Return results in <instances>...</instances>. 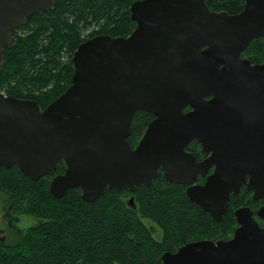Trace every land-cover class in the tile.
<instances>
[{
  "label": "water",
  "instance_id": "obj_1",
  "mask_svg": "<svg viewBox=\"0 0 264 264\" xmlns=\"http://www.w3.org/2000/svg\"><path fill=\"white\" fill-rule=\"evenodd\" d=\"M244 1L240 13L229 15L211 12L205 0H136L134 32L80 44L71 85L45 109L0 91V166L38 181L64 161L50 193L62 199L80 188L86 202L108 189L149 187L162 173L188 186V200L215 222L243 187L254 202L264 200V63L241 59L252 40L264 37V0ZM54 5L0 0V75L5 48L17 44L13 32ZM188 105L194 110L185 114ZM137 112L154 120L134 147ZM193 140L209 155L204 161L186 151ZM212 167L205 183L196 184ZM233 214L231 239L187 243L165 252L162 263L264 264V206Z\"/></svg>",
  "mask_w": 264,
  "mask_h": 264
},
{
  "label": "trees",
  "instance_id": "obj_2",
  "mask_svg": "<svg viewBox=\"0 0 264 264\" xmlns=\"http://www.w3.org/2000/svg\"><path fill=\"white\" fill-rule=\"evenodd\" d=\"M134 1L57 0L54 11L37 13L24 28L25 36L5 50L0 90L47 107L71 84L72 58L84 41L83 30L102 25L104 33L116 36L130 24L134 27L130 15ZM205 3L211 11L229 15L244 7L243 0ZM245 56L263 64L264 38L252 41ZM151 118L147 112L134 115L132 145L142 137ZM66 168L60 162L56 173ZM54 174L33 181L16 167L0 166V188L9 201L11 219L20 222L21 216H30L34 220L15 232L10 243H0V264H163L165 252H176L187 243L231 239L237 228L234 211L255 204L252 192L243 187L231 197L223 220L215 222L188 200L186 186L169 183L163 175L134 192L108 189L94 202L84 201L80 188L56 199L49 190ZM131 195L136 208L128 204ZM155 228L160 230L161 241L155 238Z\"/></svg>",
  "mask_w": 264,
  "mask_h": 264
},
{
  "label": "flooded vegetation",
  "instance_id": "obj_3",
  "mask_svg": "<svg viewBox=\"0 0 264 264\" xmlns=\"http://www.w3.org/2000/svg\"><path fill=\"white\" fill-rule=\"evenodd\" d=\"M65 1H70V0H65ZM244 1V0H243ZM54 3H55V5H54V9L56 8V5H57V0H54ZM244 6H245V1H244ZM54 9L53 10H50V11H48V12H51V11H54ZM243 9H244V7H243ZM242 9V10H243ZM211 11V10H210ZM41 12H44V13H47V12H45V11H41ZM211 12H217V11H211ZM37 13H40V12H37ZM36 13V14H37ZM240 13V12H239ZM36 14H34L33 16H35ZM130 15H131V12H130ZM235 15V14H234ZM32 16V17H33ZM31 17L30 18H28L27 19V22H26V24L24 25V26H22L21 28H19V29H16L14 32H13V34H12V36L13 37H15L16 39H17V43H18V39L19 38H21V37H24L25 36V31H26V29H24L25 27L27 28V26H28V24L31 22ZM132 20V19H131ZM134 23V27H132L131 28V24L129 25V27L126 29V30H124L123 32H121L120 34H117L116 36L114 35V34H111V33H104L103 32V30L102 29H104V28H102V25H99V26H97V25H95V24H93V25H91V26H89L88 28H86L85 30H83V32H85V31H88V30H90V29H93L92 30V32L90 33V35L89 36H87V37H85V36H83V32H82V35H81V37H82V39L84 40L82 43H84V42H86V41H88V40H90V39H93V38H95V37H98V36H112L113 38H116V37H124V38H126V37H128V36H130L133 32H134V30L136 29V27H137V23L135 22V21H133L132 20V24ZM261 38H264V37H261ZM256 39H259V38H256ZM255 40V39H254ZM254 40H252V41H254ZM251 41V42H252ZM81 43V44H82ZM251 44V43H250ZM249 44V45H250ZM249 47V46H248ZM248 47L241 53V59H248V60H250L251 62H252V64L253 65H255V64H259V63H254L249 57H247V56H245V52H246V50L248 49ZM6 48H8V47H6ZM6 48H5V50H6ZM78 48V47H77ZM10 49V48H9ZM204 49V48H203ZM77 50V49H76ZM4 54H5V52H4ZM73 56H74V54H73ZM72 60H73V58H72ZM74 73V72H73ZM73 76V75H72ZM71 85V84H70ZM5 96H14V97H16L15 95H12V94H8L6 91H2V90H0ZM16 98H19V97H16ZM19 99H22V98H19ZM206 100H208V99H210V97H206L205 98ZM28 100H31V99H28ZM36 101V100H35ZM39 104V103H38ZM40 106H41V108L42 109H45V108H43V106L41 105V104H39ZM194 109H193V107H191L190 105H188L187 107H185L184 109H183V112L185 113V114H187V113H190V112H192ZM149 114H151V113H149ZM152 115V114H151ZM152 120H154V116L152 115V118H151V120L148 122V124L152 121ZM148 124H147V126H148ZM147 128V127H146ZM146 130V129H145ZM144 134V133H143ZM143 136V135H142ZM141 139V138H140ZM140 141V140H139ZM134 147L136 146V145H133ZM186 151H188V152H191L194 156H195V158H196V160L198 161V162H201V161H204L206 158H208V154L207 153H205L204 152V150H203V148H202V146H201V144L198 142V141H196V140H193L191 143H189L188 144V146H187V148H186ZM60 162H64V161H59V163ZM59 163H58V165H59ZM65 163V162H64ZM67 167V166H66ZM66 171V169L62 172V173H56L57 172V169L56 170H54L53 172L55 173L54 174V176L52 177V180H53V178L54 177H56L57 175H60V174H63L64 172ZM214 171V167H212L210 170H209V172L207 173V175L206 176H198V178H197V182H196V184H204L205 183V181H206V177L208 176V175H210V174H212V172ZM53 172H51V174L53 173ZM50 175V174H49ZM160 175H163L162 173L160 174ZM159 175V176H160ZM29 178V177H28ZM31 179V178H30ZM177 184V183H176ZM182 185V184H181ZM184 186H186V185H184ZM187 188H188V186H186ZM82 192V191H81ZM4 195V193H3V190L0 188V201H2V202H4L5 204V208H6V210H7V217H6V219H8V220H6L7 222H9L8 223V226H7V232H6V234L5 235H3L2 234V229H0V243H10V241L15 237V232H20V229L18 228V224H19V222H16L14 219H11V215H10V209H9V201H8V199L5 197V196H3ZM131 197H134L133 195H131ZM128 204H129V201H128ZM259 205H261V206H264V200H260L259 202H255V204H254V206H258L256 209H258L259 207H261V206H259ZM130 207H132V208H136V204H135V202H134V204L133 205H130ZM251 209L252 210H256V209H254V207L252 206L251 207ZM227 214V213H226ZM6 215V214H5ZM256 219L258 220V222L261 224V225H263V221L261 220V219H259L257 216H256ZM21 223V222H20ZM222 240V239H221Z\"/></svg>",
  "mask_w": 264,
  "mask_h": 264
},
{
  "label": "rangeland",
  "instance_id": "obj_4",
  "mask_svg": "<svg viewBox=\"0 0 264 264\" xmlns=\"http://www.w3.org/2000/svg\"><path fill=\"white\" fill-rule=\"evenodd\" d=\"M92 30L93 29H90L88 31L83 32V36H85V37L89 36L90 33L92 32ZM24 93L27 94L28 92L25 91ZM139 140H140V138L137 139V140H135L133 142V145H137L138 142H139ZM4 204H5L4 202L0 201V229H2V234L3 235L6 234V232H7V226H8V223H9V222L6 221V220H8V219H6V217H7V210H6ZM259 206H261V205H259ZM253 207H254V209H256L258 206H254L253 205ZM20 222L18 224V228L20 230H23L24 228H26V227L30 226L31 224H33L34 223V220L30 216H21L20 217ZM145 222L147 223L148 227H153V224H151V222H149L147 220H145ZM232 237H233V235L230 238H232ZM155 238L157 240L161 241V233H160V230L158 228H155Z\"/></svg>",
  "mask_w": 264,
  "mask_h": 264
}]
</instances>
